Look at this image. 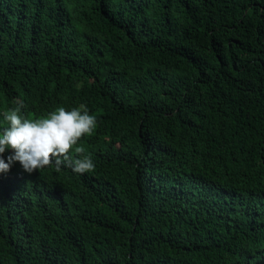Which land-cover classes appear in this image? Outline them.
<instances>
[{
    "label": "trees",
    "instance_id": "1",
    "mask_svg": "<svg viewBox=\"0 0 264 264\" xmlns=\"http://www.w3.org/2000/svg\"><path fill=\"white\" fill-rule=\"evenodd\" d=\"M17 100L95 170L0 174V264H264V0H0Z\"/></svg>",
    "mask_w": 264,
    "mask_h": 264
},
{
    "label": "clouds",
    "instance_id": "2",
    "mask_svg": "<svg viewBox=\"0 0 264 264\" xmlns=\"http://www.w3.org/2000/svg\"><path fill=\"white\" fill-rule=\"evenodd\" d=\"M24 102L3 113L6 126L0 130V174H6L18 163L28 174L45 168L56 173L70 169L84 175L95 170L90 156L80 141L93 135L98 126L97 117L86 105L71 110L57 107L45 116L28 117L23 114ZM10 152L5 158L4 154ZM75 156L70 155V153Z\"/></svg>",
    "mask_w": 264,
    "mask_h": 264
}]
</instances>
